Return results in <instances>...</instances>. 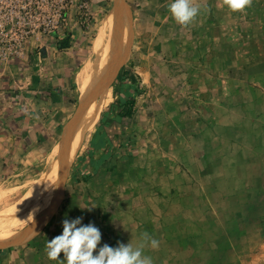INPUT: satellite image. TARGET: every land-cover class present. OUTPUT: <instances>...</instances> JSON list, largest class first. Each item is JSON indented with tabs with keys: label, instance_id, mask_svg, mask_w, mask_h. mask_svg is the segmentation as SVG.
I'll return each mask as SVG.
<instances>
[{
	"label": "rangeland",
	"instance_id": "rangeland-1",
	"mask_svg": "<svg viewBox=\"0 0 264 264\" xmlns=\"http://www.w3.org/2000/svg\"><path fill=\"white\" fill-rule=\"evenodd\" d=\"M86 1V14L72 10L58 32L71 47L65 52L77 54L78 83L52 152L35 180L30 168L0 157L7 159L0 161V233L10 236L0 243L14 242L0 245V264H57L47 258V240L78 216L101 230L102 244H143L153 264H264V0L242 12L224 0H192L200 12L186 26L172 17V0ZM117 4L122 42L80 83L101 35L100 52L108 45L103 26ZM18 37L23 50L35 39L33 29L0 30V50ZM122 99L132 101L131 115H119ZM79 106V124L64 134ZM52 161L57 173L43 177ZM35 189L33 203L51 195L52 205L9 225ZM35 221L44 223L38 231Z\"/></svg>",
	"mask_w": 264,
	"mask_h": 264
},
{
	"label": "crops",
	"instance_id": "crops-1",
	"mask_svg": "<svg viewBox=\"0 0 264 264\" xmlns=\"http://www.w3.org/2000/svg\"><path fill=\"white\" fill-rule=\"evenodd\" d=\"M70 48L42 36L27 42L19 59L0 61V157L30 168L32 180L53 150L56 127L72 110L69 92L78 83V57L65 52Z\"/></svg>",
	"mask_w": 264,
	"mask_h": 264
},
{
	"label": "clouds",
	"instance_id": "clouds-1",
	"mask_svg": "<svg viewBox=\"0 0 264 264\" xmlns=\"http://www.w3.org/2000/svg\"><path fill=\"white\" fill-rule=\"evenodd\" d=\"M224 3L233 12H242L252 0H224ZM168 9L182 26L190 24L200 12L192 0H172ZM92 207L95 205L90 204L83 209L91 211ZM82 221V216L62 221L61 234L47 240L45 251L49 260L57 264H153L151 257L143 254V244L139 247L120 241L115 246L102 244L101 230L93 222L84 224ZM144 239L150 241L152 248L159 246V242L147 234Z\"/></svg>",
	"mask_w": 264,
	"mask_h": 264
},
{
	"label": "built area",
	"instance_id": "built-area-1",
	"mask_svg": "<svg viewBox=\"0 0 264 264\" xmlns=\"http://www.w3.org/2000/svg\"><path fill=\"white\" fill-rule=\"evenodd\" d=\"M87 8L86 0H0V30L33 29L35 39L51 36L59 43L58 32L67 25L69 13L77 10L86 14ZM22 50L23 42L18 37L8 48L0 50V61L18 59Z\"/></svg>",
	"mask_w": 264,
	"mask_h": 264
},
{
	"label": "bare ground",
	"instance_id": "bare-ground-1",
	"mask_svg": "<svg viewBox=\"0 0 264 264\" xmlns=\"http://www.w3.org/2000/svg\"><path fill=\"white\" fill-rule=\"evenodd\" d=\"M124 25V16H123V13H122V10L120 9V6L117 4V7L111 11V13L109 14V16L107 17L105 23H104V26H103V31H105L106 29L109 31V40H108V45L106 47V49L103 51V52H100V49L99 47L101 46L102 44V35L100 36V38L98 39V42H97V46L95 47V50H96V53H97V58H96V61L91 65L90 63H87L85 64V66L81 69L80 73H79V78H80V83H83L85 80H87L89 78V76L93 73H95L100 67H102V65L105 63L106 60H108L111 55L117 50V48L119 47L120 45V42L121 41V38H122V35L120 36V33L121 30H122V27ZM123 31V30H122ZM121 37V38H120ZM124 43L125 41L122 43V46H121V49H119L118 51V56L115 55V57L113 56L111 61H110V65H109V70H107L105 73H104V78L106 80H110L111 76L115 75L116 71H117V68L120 66V61H121V58H120V54L121 56L123 55V51L126 49L124 47ZM127 43V42H126ZM125 43V45H127ZM108 68V67H107ZM103 74V73H102ZM99 78V77H98ZM97 78V79H98ZM102 79V78H100ZM99 80V79H98ZM97 81V80H96ZM107 83V81H106ZM109 83V82H108ZM88 85V84H87ZM100 85V84H99ZM103 87V86H102ZM89 88V87H88ZM101 88V87H100ZM92 99V98H91ZM84 100V99H82ZM83 101L80 100V104L82 103ZM92 104V103H91ZM82 105V104H81ZM91 108V107H90ZM81 110V111H80ZM88 110V109H86ZM80 112H82V109H80V106L77 110V112L75 113L74 117L65 125L64 129H63V132L64 134H67V132L70 131L71 127L76 123V121L80 118H79V115H80ZM86 114V113H85ZM88 114V113H87ZM91 115H92V111H91ZM90 115V116H91ZM82 116V115H81ZM80 116V117H81ZM87 116V115H84V117ZM89 116V118H90ZM87 118H85L86 120ZM89 121V120H88ZM80 122V121H79ZM86 123V122H85ZM88 123V122H87ZM77 124V123H76ZM75 124V125H76ZM79 124V123H78ZM77 124V125H78ZM81 124V123H80ZM80 126V125H79ZM77 128V127H75ZM85 128H86V124H85ZM84 128V129H85ZM80 130V129H78ZM73 131V130H72ZM77 131V130H75ZM74 131V132H75ZM83 131V130H82ZM70 133V132H69ZM73 133V132H72ZM78 133V132H77ZM70 135V134H69ZM73 135V134H72ZM71 135V137H72ZM77 135V134H76ZM66 136V135H65ZM74 138V137H73ZM58 149V148H57ZM56 149V152H58V150ZM58 154V153H57ZM64 154V153H63ZM59 156V154H58ZM65 156V155H64ZM63 155H61V158L64 157ZM66 159V157H65ZM66 161V160H65ZM64 166V165H63ZM58 171V168H57V162L56 164L52 161L49 166L47 167V170L45 171V173L43 174V177H46V176H49V175H52V174H55L57 173ZM61 172V171H60ZM59 172V173H60ZM51 177L50 176V180H51ZM54 177V176H53ZM56 177V176H55ZM47 178V177H46ZM48 180V179H47ZM43 181H46L43 180ZM54 180H52L53 182ZM40 182V181H39ZM48 182V181H46ZM51 182V183H52ZM43 183V182H42ZM38 184V183H36ZM55 185V184H54ZM46 186V185H45ZM48 186V185H47ZM53 188V185H49V187H46L45 189L43 188V190H45V193H49L50 190H52ZM37 189V188H36ZM34 190L31 194V196L29 197V199L31 198L29 204L27 207H25V209L20 212L19 215H17L12 221L11 223H9V225L11 224H18L20 222H23V221H30V220H33L35 215H37V213L39 214L40 212H42L43 209H45L46 206H51L52 205V201H51V195L50 197H47V198H44V199H40V200H35L34 203H33V194L36 195V191L37 190ZM40 189H42L40 187ZM37 196V195H36ZM58 198V197H57ZM26 199V198H25ZM20 205V204H19ZM16 207V206H15ZM9 215V214H8ZM3 216V215H2ZM9 220V219H8ZM7 220V221H8ZM9 222V221H8ZM10 236L7 232H2L0 233V238L2 239H8ZM17 238H20L17 237ZM18 239H15L14 241H16ZM14 242L13 241H10V242H4V243H0L1 244H13Z\"/></svg>",
	"mask_w": 264,
	"mask_h": 264
},
{
	"label": "trees",
	"instance_id": "trees-1",
	"mask_svg": "<svg viewBox=\"0 0 264 264\" xmlns=\"http://www.w3.org/2000/svg\"><path fill=\"white\" fill-rule=\"evenodd\" d=\"M67 41L65 40V41H63V42H59V44H58V47H66L67 46ZM122 102H123V105H124V107H125V105L127 106V108H125L124 110H122V111H120L119 112V115L120 116H124V115H131V110H130V108H131V106H132V101L131 100H121Z\"/></svg>",
	"mask_w": 264,
	"mask_h": 264
},
{
	"label": "water",
	"instance_id": "water-1",
	"mask_svg": "<svg viewBox=\"0 0 264 264\" xmlns=\"http://www.w3.org/2000/svg\"><path fill=\"white\" fill-rule=\"evenodd\" d=\"M38 224H40L39 221H35V222H33V225H30V226H32L33 228H36V226H38ZM0 248H5V247H0Z\"/></svg>",
	"mask_w": 264,
	"mask_h": 264
}]
</instances>
